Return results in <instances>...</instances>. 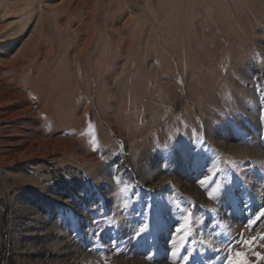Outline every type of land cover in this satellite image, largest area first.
<instances>
[{"label":"rangeland","instance_id":"374dc122","mask_svg":"<svg viewBox=\"0 0 264 264\" xmlns=\"http://www.w3.org/2000/svg\"><path fill=\"white\" fill-rule=\"evenodd\" d=\"M8 1L0 264H264V0Z\"/></svg>","mask_w":264,"mask_h":264},{"label":"bare ground","instance_id":"6f19581e","mask_svg":"<svg viewBox=\"0 0 264 264\" xmlns=\"http://www.w3.org/2000/svg\"><path fill=\"white\" fill-rule=\"evenodd\" d=\"M10 2L12 1V4L11 5H17V4H21V6L20 7H23V6H26V5H28L29 4V0H9ZM9 1H8V4H9ZM10 5V4H9ZM81 4H75V6L71 9V10H69V13H71L73 16H75L76 14H78V13H80V11H81V7H79ZM82 11H85V14L87 13V11L88 10H85L83 7H82ZM9 26H11V25H5L2 29H0V55H2V53L4 52L3 51V48H2V45L1 44H4L7 40H11V42L10 43H6V44H9L8 46H7V50H10V48L13 46V44H14V41H13V39H11V37L10 36H5V33H6V31L5 30H7V28H9ZM5 31V32H4ZM9 42V41H8ZM7 52V51H6ZM31 52V51H30ZM29 52V53H30ZM28 55H30V54H28ZM14 58V57H13ZM12 57H11V59H13ZM23 58H25V60L26 59H28V56H26L25 55V57H23ZM11 59H9V60H11ZM18 60L19 59H17V60H11V61H9V62H7L6 63V61H5V63H3V62H1V59H0V72H4L5 70H6V72H8L9 71V69H11L10 71H9V73H11V72H13L14 70H16V63H18ZM3 61V60H2ZM8 69V70H7ZM235 148H237V150H239V151H243L241 148H239V147H235ZM236 150V151H237ZM250 150V149H249ZM232 151V150H231ZM250 151H253V150H250ZM256 151V149L254 150V152ZM264 156V155H263Z\"/></svg>","mask_w":264,"mask_h":264},{"label":"snow or ice","instance_id":"6c2138e0","mask_svg":"<svg viewBox=\"0 0 264 264\" xmlns=\"http://www.w3.org/2000/svg\"><path fill=\"white\" fill-rule=\"evenodd\" d=\"M209 197L212 198V193H209ZM261 216H264V211H262V212L260 213V216H258V217L256 218V220H250V221L248 222V227L251 228L253 225H255V224L257 223V221L260 219ZM180 230H181V229H179V228L177 229V231H180ZM259 239L264 240V233L260 234ZM243 242L246 243V244L250 243V241H243ZM236 255L239 256L240 254L237 253ZM256 255L258 256V258H259L260 260H264V255H261V254H259V253H256ZM228 264H236L235 258L232 257V256H230V257H229V260H228ZM244 264H250V262L247 261V260H245V261H244Z\"/></svg>","mask_w":264,"mask_h":264}]
</instances>
